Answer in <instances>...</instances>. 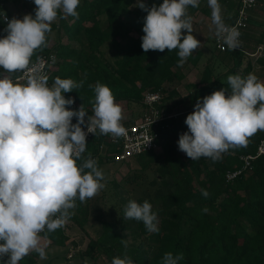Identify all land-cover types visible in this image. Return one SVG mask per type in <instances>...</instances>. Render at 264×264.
<instances>
[{"label":"trees","instance_id":"trees-1","mask_svg":"<svg viewBox=\"0 0 264 264\" xmlns=\"http://www.w3.org/2000/svg\"><path fill=\"white\" fill-rule=\"evenodd\" d=\"M2 2L0 16L5 13L9 20L35 15L33 0ZM162 2L144 0L149 7ZM136 6L137 0H80L78 18L68 16L53 22L47 46L37 49L31 58L30 65L41 55L54 53L56 62L48 85L57 77L83 82L81 87L63 95L74 98L73 109L83 104L88 115L93 114L97 83L111 89L122 112L135 105L146 110L148 91L162 88L165 93L157 104L165 116L154 128L157 146L138 157V168L128 171L119 181L110 180L109 193L105 189L83 203L77 198L76 207L70 210V218L61 228L51 232L45 229L43 234L50 236L52 242L43 248L46 251L50 246L65 245L68 222L86 229L93 209L104 204L97 218L96 234L87 248L76 254L84 260L104 258L111 264L114 257L127 255L133 264H163L164 254L171 252L174 256L183 254L179 264H264V155L254 159L252 166L234 179L227 178L229 171L242 168L241 155L256 154L264 131L248 138L246 146L230 148L216 161L206 157L191 160L177 143L180 135L188 131L185 119L194 111L197 100L222 88L230 92L227 77L248 75L252 64L245 63L246 55L259 44L253 49L245 44L249 40L246 30L243 50L223 52L214 45L202 83H188L187 95L174 99L176 92L167 91L166 84L174 78L184 79L183 68L188 63L198 66L203 51L197 48L183 66H178V49L145 53L141 37L147 13ZM5 28L6 22L0 19V38L7 35ZM105 47L111 50L110 57L106 56ZM257 62L264 66V58ZM21 73L11 75L14 79ZM3 75L9 74L0 68V76ZM183 104L188 109L181 111ZM132 115L126 123H135L142 117L140 113ZM105 140L107 137L97 134L89 141L85 158L91 154L98 165L112 160L111 150L103 152L100 148ZM202 190L209 193L207 198ZM135 191H140L136 199L131 196ZM131 200L141 204L147 200L152 205L158 232H149L142 221L124 218V209ZM205 208L207 212L203 211ZM122 240L127 241V248ZM38 258L39 254L31 251L18 264H36ZM6 260L4 257L0 264Z\"/></svg>","mask_w":264,"mask_h":264},{"label":"clouds","instance_id":"clouds-1","mask_svg":"<svg viewBox=\"0 0 264 264\" xmlns=\"http://www.w3.org/2000/svg\"><path fill=\"white\" fill-rule=\"evenodd\" d=\"M33 2L34 16L10 20L5 13L0 16L7 33L0 38V68L9 74L0 76V260L7 257L4 264H18L31 251L45 259L39 234L61 228L77 198L83 203L104 188L97 161L91 154L84 156L87 135L97 130L114 138L127 134L121 124L122 108L107 85H95L93 114L88 115L83 104L73 109L74 98L63 95L83 82L57 77L49 86L46 75L29 67L35 51L47 46L52 23L68 16L78 18L80 4V0ZM189 6L198 7L199 0H163L151 7L137 0L136 7L147 13L141 37L145 53L178 49V66H183L200 45L192 34ZM208 6L215 35L229 49L238 47L239 33L224 23L218 0H208ZM25 71L26 83H15L11 74ZM227 82L230 92L222 88L198 99L185 119L188 131L177 143L191 160H219L230 148L246 146L248 138L264 131V82L252 73L229 75ZM202 195L207 198L209 193L202 190ZM124 218L142 221L149 232L159 231L147 200L129 201ZM121 243L127 248L126 240ZM183 258L182 253L167 252L163 264H179ZM111 264H133V260L117 256Z\"/></svg>","mask_w":264,"mask_h":264},{"label":"built area","instance_id":"built-area-1","mask_svg":"<svg viewBox=\"0 0 264 264\" xmlns=\"http://www.w3.org/2000/svg\"><path fill=\"white\" fill-rule=\"evenodd\" d=\"M261 1L262 0H239L233 21L231 23H225L229 28L234 29L239 33L238 47L235 49H229L227 45L223 43V40L219 39L214 32V43L217 49L223 52L243 50V36L250 24V12L256 8ZM2 5L3 2L0 0V12ZM55 62V54L49 53L41 55L37 61L29 67L32 68L35 66L42 74L48 77ZM26 77L27 71L22 72L21 75L13 80L15 83L24 84L26 83ZM164 96L165 93L162 88L146 92L145 103L147 105V109L141 119L132 124H128L126 123V120L122 119L121 124L126 128L127 134L120 138H114L110 134L104 135L107 137V140L102 143L100 147L101 150L104 152L109 149L113 154L114 160L127 162L131 159L139 157L146 151L155 148L157 146V134L154 132V128L155 125L165 117L162 111L158 108L157 104ZM85 131H87L86 128ZM97 134H100L99 130H97L95 135L89 133L87 135V144ZM260 155H264V138L259 143L256 154L241 155V159L244 162L242 168L236 171H229L227 173V178L231 180L237 177L244 169L251 167L253 160ZM94 159L96 160L97 158ZM43 232L39 235H42ZM74 253L75 251H72L70 253V257H72Z\"/></svg>","mask_w":264,"mask_h":264},{"label":"rangeland","instance_id":"rangeland-1","mask_svg":"<svg viewBox=\"0 0 264 264\" xmlns=\"http://www.w3.org/2000/svg\"><path fill=\"white\" fill-rule=\"evenodd\" d=\"M233 0H224V6H227L228 10L230 12L233 11V8L231 7ZM258 7V6H257ZM105 51L107 52L106 56L110 57L111 55V50L108 49V47L104 48ZM210 55V53H209ZM207 58L204 59L201 62H204L202 64L203 67L201 69L196 68L193 64L188 63L189 65L186 66L185 69V78L184 79H177L174 78L172 81H169L166 84V90L171 91L174 90L175 93V98H180L184 97L187 95V83L188 81H201V76H203V70L205 68V65L207 63ZM192 66V67H191ZM202 74V75H201ZM168 100V98H166ZM174 99L170 100V102L174 101ZM166 100V101H167ZM169 102V100H168ZM188 109L187 104H183L180 106L179 110L184 111ZM127 111V110H126ZM125 111V112H126ZM133 112L134 114L140 113L142 116L145 113V110L139 108L138 106L133 107ZM125 116H123V120L129 119L130 115H132V112L130 114V111L126 112ZM141 118V117H140ZM140 166L139 164V158L131 159L130 161H118V160H110L109 162H104L101 165H98V168L102 170L104 179L102 183L105 185L103 189H101L96 195H100L104 192V190H108V193L110 192V187L108 185V182L110 180H116L119 181L128 171L138 168ZM110 188V189H109ZM131 196L136 199L137 197L140 196V191H135L131 194ZM104 204H100V206L95 207L92 212V217L88 225L86 226V229L81 228L79 225H77L74 222H68L67 227H66V233L69 236L68 241L65 245H54L50 246L45 252H46V258L41 259L40 257L37 260L36 264H107L106 260L104 258H95V259H87L84 260L81 257H78L76 254L80 250H85L90 242V239L93 235L96 234L95 228L97 225V218L99 215V211L101 207ZM104 208V207H103ZM106 209V208H105ZM128 235L130 234V231L127 230L126 232ZM129 239H132L129 237ZM52 242V238L50 236H46L44 234L40 235V247H45L49 243ZM72 251H75L74 256L70 257V253Z\"/></svg>","mask_w":264,"mask_h":264},{"label":"crops","instance_id":"crops-1","mask_svg":"<svg viewBox=\"0 0 264 264\" xmlns=\"http://www.w3.org/2000/svg\"><path fill=\"white\" fill-rule=\"evenodd\" d=\"M218 3L220 4L221 7V15L224 20V23L233 20L239 0L232 1V5H231V7L233 8L232 12L228 10L227 6H224V0H218ZM188 15L192 17V29H193L192 34L198 40H200V45L198 49L203 51V55L201 56L200 61H203L206 58L208 60V57L210 56L209 53L211 52L212 48L215 45L214 43L215 26L212 24L211 8L208 6V0H199L198 7L189 6ZM246 33L249 35V40L245 41V44L247 46L253 49L257 43L259 44L255 51L250 50L246 55L245 63L250 62L252 64V68L248 72V74L252 73L257 76L259 81L264 82V66L259 62H257L259 59L264 58V0L260 2L258 7L251 10L250 25ZM202 63L204 62H201V64L199 63V65L195 67L201 69L204 65ZM188 65L189 64H186V66ZM184 68H183V72L185 71ZM201 78H203V76H201ZM202 81H203L202 79L201 81L192 80V81H188V83L200 84L202 83ZM126 109H125L126 112H128L129 110L130 114L131 112L132 114H134V112L131 111V109L133 108H126ZM125 111L122 112V116L128 114ZM131 116L133 115H130V117Z\"/></svg>","mask_w":264,"mask_h":264}]
</instances>
